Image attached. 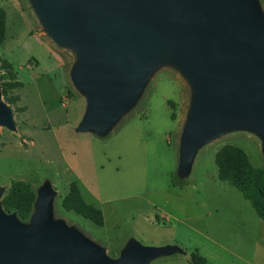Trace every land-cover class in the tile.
I'll return each mask as SVG.
<instances>
[{
  "label": "rangeland",
  "instance_id": "1",
  "mask_svg": "<svg viewBox=\"0 0 264 264\" xmlns=\"http://www.w3.org/2000/svg\"><path fill=\"white\" fill-rule=\"evenodd\" d=\"M257 4L264 16V0ZM0 8L7 13L0 46L1 102L16 126L0 125L2 198L13 180L30 183L36 194L51 184L54 218L114 260L135 243L179 248L148 264H191L196 251L208 264H264V221L237 188L219 179L216 164L218 150L230 144L241 147L255 167H264L258 132L232 128L205 142L189 175L181 177L180 134L193 89L172 64L151 73L136 104L104 136L82 130L89 100L72 77L79 49L53 40L32 0H0ZM13 82L18 85L3 95V85ZM73 183L89 203H103L106 227L63 207Z\"/></svg>",
  "mask_w": 264,
  "mask_h": 264
},
{
  "label": "water",
  "instance_id": "2",
  "mask_svg": "<svg viewBox=\"0 0 264 264\" xmlns=\"http://www.w3.org/2000/svg\"><path fill=\"white\" fill-rule=\"evenodd\" d=\"M32 1L53 40L79 49L72 77L89 100L82 130L104 136L136 104L151 73L172 64L193 89L181 177L201 145L229 129L258 132L264 149V16L257 0ZM1 95L0 83V125L16 130ZM1 195L0 264H148L179 250L131 243L114 260L54 218L51 184L37 194L29 222L7 212Z\"/></svg>",
  "mask_w": 264,
  "mask_h": 264
},
{
  "label": "trees",
  "instance_id": "3",
  "mask_svg": "<svg viewBox=\"0 0 264 264\" xmlns=\"http://www.w3.org/2000/svg\"><path fill=\"white\" fill-rule=\"evenodd\" d=\"M6 35L7 13L0 8V46L4 43ZM4 65L14 76L12 65L8 61H5ZM17 83H5L3 95L6 96L7 89L18 85ZM169 104L171 106L172 102ZM216 164L219 179L228 181L237 188L251 203L259 218L264 221V167H255L241 147L230 144L218 150ZM36 198L37 194L30 183L24 180H13L8 192L2 198V205L7 212H16L21 221H28L34 212ZM62 205L66 210H74L97 225H104L102 210L84 199L78 183L71 185ZM191 264H208V261L199 251H196L192 255Z\"/></svg>",
  "mask_w": 264,
  "mask_h": 264
},
{
  "label": "crops",
  "instance_id": "4",
  "mask_svg": "<svg viewBox=\"0 0 264 264\" xmlns=\"http://www.w3.org/2000/svg\"><path fill=\"white\" fill-rule=\"evenodd\" d=\"M181 134H182V128H181ZM181 134H180V136H181ZM80 186V185H79ZM80 189H81V193H82V195H83V197H84V194H83V192H82V188H81V186H80ZM84 199H85V197H84ZM86 200V199H85ZM87 201V200H86ZM88 202V201H87ZM89 203V202H88ZM90 204H93V205H95L96 207H98L99 209H101L102 210V212H103V215H104V227H106V223H107V213H106V209H105V207H103V203H102V206L100 207V206H98V205H96L95 203H90ZM105 204V203H104ZM160 218L162 219H166V218H168V217H164L163 215H160ZM150 221V220H149ZM118 226H119V223H117L114 227H117L118 228Z\"/></svg>",
  "mask_w": 264,
  "mask_h": 264
}]
</instances>
